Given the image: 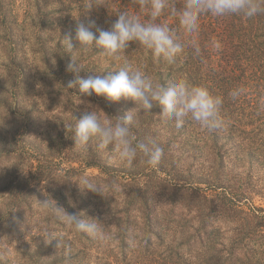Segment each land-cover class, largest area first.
<instances>
[{
    "label": "trees",
    "instance_id": "1",
    "mask_svg": "<svg viewBox=\"0 0 264 264\" xmlns=\"http://www.w3.org/2000/svg\"><path fill=\"white\" fill-rule=\"evenodd\" d=\"M18 1L0 0V47L11 48L9 58L18 56L19 43L10 39L19 23L21 8L28 27L34 29L36 54L46 59L51 50L52 30L57 28L52 19L56 15L66 13V34L73 37L76 23L81 20H94L97 27L109 30L122 11L146 18L138 0H20V4ZM184 3L185 0H169L177 10ZM160 22L168 24L186 44L174 64L156 60L136 42H129L118 61L101 55L102 49L93 44L73 53L83 68L79 75L87 78L115 74L127 62L158 83L169 85L184 79L193 85L206 86L223 100L220 116L224 126L208 132L188 118L183 127L177 128L174 121L161 119L159 107L148 112L141 110L136 115L133 134L137 141L156 140L164 150L160 164L149 166L142 156L131 165L123 164L122 168H111L104 155L99 159L103 165L93 159L87 161L89 166L107 168L105 175L87 177L103 186V197L92 193L82 195L75 184L84 178L81 170L69 165L68 204L59 198L53 200L69 213L103 221L108 237L103 247L114 245L109 252H115L117 259L124 262L138 250L146 260L157 264H252L255 255L264 252V206L254 201L256 194L264 198V14L252 18L202 15L199 31L193 34L201 48L199 55L186 43L188 37L178 17L166 12ZM73 43L78 47L75 39ZM54 50L61 62L60 73L54 77L57 82L65 71L66 49L58 42ZM70 59L68 54V62ZM72 79L74 75L68 73V81ZM238 88L243 92L233 99L230 92ZM17 93L12 95L16 104ZM5 101L6 111L3 106L0 119L5 122L7 118H22L20 128L25 132L24 138L33 136L38 124L32 117L34 110L21 114L13 104H8L9 99ZM56 101L57 97L51 98L48 110ZM136 107L131 99L122 98L114 103L102 96H81L77 89H68V137L73 135L76 119L88 111L114 122V116ZM1 129L8 133L5 127ZM162 135L166 137L163 139ZM15 147L0 141V241L5 231L9 236L14 232L18 237L22 235L19 225H25L27 214L33 213L38 203L37 196L33 197L37 183L46 184L45 188L48 185L58 188L65 181L56 171L59 166L53 156L44 149H30L32 152L23 149L21 153ZM28 159L37 161L33 173L13 169L16 165L13 162ZM260 177L261 183L256 180ZM32 181L36 184L32 185ZM241 186L244 190L237 191ZM53 193L57 194L55 189ZM44 195L47 194H41ZM244 202L250 204L247 209L242 207ZM46 214L42 223L47 222V230L59 231L68 226V236H72V240L68 239V258L53 262L70 264L76 260L82 264L87 248L100 241L57 221L47 210ZM52 235L55 237L54 231ZM61 241H47L41 235L35 251L43 256L49 250H56ZM95 264L109 263L100 258Z\"/></svg>",
    "mask_w": 264,
    "mask_h": 264
},
{
    "label": "clouds",
    "instance_id": "2",
    "mask_svg": "<svg viewBox=\"0 0 264 264\" xmlns=\"http://www.w3.org/2000/svg\"><path fill=\"white\" fill-rule=\"evenodd\" d=\"M138 4L146 12L145 19H141L138 14L130 15L122 11L117 14V19L109 30L97 27L94 20L88 19L87 22L81 20L76 23L74 37L71 33L65 35L66 53L71 56L66 72L74 75L66 88L77 89L81 96L95 94L114 103L122 98L131 99L137 105L123 115L114 116V122L101 119L93 110L86 112L76 119L72 129L75 146L86 148L95 138L99 141L100 149H109L110 160L131 165L138 156H142L144 163L155 167L160 164L164 150L155 139L137 141L132 131L136 115L141 110L148 112L153 107H159L161 119L165 122L174 121L177 128L183 127L186 119L191 118L202 129L214 132L225 123L220 116L222 98L214 95L206 86L193 85L184 79L169 85L158 83L127 62L115 74L84 78L79 75L83 68L73 58V53L77 49H88L95 44L102 49L101 55L118 61L121 58L120 53L129 46V42H136L149 50L156 60L171 65L183 53L186 44L168 24L160 22L161 16L166 12L178 17L179 24L188 37L186 43L199 55L201 48L193 34L199 31V19L202 15L210 13L216 17L240 15L252 18L264 14V0H185L180 10L171 6L169 0H138ZM242 92L243 89L238 88L231 91L230 96L236 99ZM75 184L82 195L92 193L103 197V186L90 178L84 177ZM37 200L40 207L49 211L57 221L74 227L77 232L87 234L100 242L108 238L103 221L97 218L87 219L80 213H69L55 200L52 199V203L45 196ZM69 202L72 203L71 200ZM44 237L47 241L58 240V243L62 239L53 237L49 230H45Z\"/></svg>",
    "mask_w": 264,
    "mask_h": 264
},
{
    "label": "rangeland",
    "instance_id": "3",
    "mask_svg": "<svg viewBox=\"0 0 264 264\" xmlns=\"http://www.w3.org/2000/svg\"><path fill=\"white\" fill-rule=\"evenodd\" d=\"M21 1H18L20 4ZM21 8L19 13V23L13 29V37L10 39L12 43H19L16 47L18 49V56L15 58H9L11 55V48L8 45L0 47V118L3 115L5 106L6 111V100L9 99L8 104H13L19 113H30L33 109V118L38 122L35 134L29 138H24L25 132L20 128L22 127V118H7L4 122L0 119V141L8 146L16 145L17 152L24 153V150L30 152L34 150L30 149H44L46 153L53 156V160L58 164L56 171L60 172L65 178V181L61 182V186L58 188H45L44 183H37L32 181L31 184L36 186L33 197L43 199L44 195L49 201L51 198H59L58 200L62 203L64 201L68 204V171L69 165H74L81 170L83 177H89L94 175H105L106 166H89L87 161L93 159L99 160L100 157H108V163L111 168L118 167L122 168L124 163H120L115 160H110L109 150L106 153H102L98 149V143L93 138L86 148L81 149L79 146H75V142L72 136L68 133V72H61L63 75L59 77L57 82L55 81V75L59 74L60 69V57L58 53L54 52L56 44L59 42L65 49H67L66 40L64 37L67 33L68 16L66 13L62 15H56V18H52L56 22V30H52L49 54L47 59L43 56L36 54L34 41V29H30L28 26V19L23 16V10ZM66 17V18H65ZM14 51H16L14 49ZM50 56V57H49ZM66 56V65L68 64V53ZM16 64V66H15ZM57 72V73H56ZM17 93L19 99L18 104L14 103L12 98L13 93ZM14 97V95H13ZM57 97V101L53 104L52 109L50 107L51 98ZM11 98V99H10ZM13 99V100H12ZM132 109V108H131ZM130 109V110H131ZM134 109V108H133ZM76 119V117L74 118ZM73 119V120H74ZM2 127H5L8 133L4 134ZM72 135V134H71ZM9 136V137H6ZM166 135H162L161 138H165ZM69 138V140H68ZM69 141V142H68ZM16 142V143H15ZM70 146H73L70 149ZM69 148V149H68ZM68 153L71 162L68 161ZM24 156V155H23ZM16 164L13 169L15 171H22L23 173H33L37 164L36 160H20L13 162ZM78 177V175L76 176ZM258 177V176H257ZM261 183L262 177L256 178ZM31 186V185H30ZM52 186V185H51ZM53 187V186H52ZM56 190L57 194L53 193ZM244 190L241 186L237 188V191ZM211 191V190H210ZM213 192V191H211ZM67 193V194H66ZM37 198L35 200L38 202ZM256 205L264 206V198L254 196ZM57 202V201H56ZM54 203V201H52ZM58 203V202H57ZM253 203V202H252ZM58 205H60L58 203ZM248 202L242 204L243 208L249 207ZM46 210L41 208L39 202L35 204L33 213L27 214V220L25 225H19L22 231L21 236H17L14 232L11 236L3 234V239L0 241V264H55L54 260L68 258V239L72 240V236H68V226L62 230L54 231V236L62 237L60 246L56 250H49L40 256L36 253V246L40 242L41 235H44L46 229V221L42 223V219L46 218ZM52 223V228H54ZM107 240L99 242L94 246L87 248V256L82 264H95L100 258L104 261L107 260L109 264H157L153 261L146 260L144 256L137 250L129 255L127 261H121L115 256V252H109L111 247L114 245H106ZM137 248V247H136ZM35 254V255H34ZM39 256V257H38ZM64 264H68L66 261ZM70 264H78V261H73ZM252 264H264V252L257 253L252 260Z\"/></svg>",
    "mask_w": 264,
    "mask_h": 264
}]
</instances>
